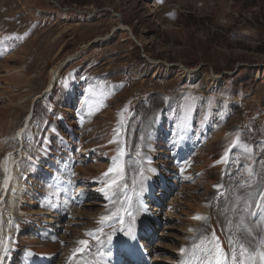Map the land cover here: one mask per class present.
Returning <instances> with one entry per match:
<instances>
[{
    "label": "rangeland",
    "instance_id": "obj_1",
    "mask_svg": "<svg viewBox=\"0 0 264 264\" xmlns=\"http://www.w3.org/2000/svg\"><path fill=\"white\" fill-rule=\"evenodd\" d=\"M54 1L0 0L5 264H264V0Z\"/></svg>",
    "mask_w": 264,
    "mask_h": 264
},
{
    "label": "bare ground",
    "instance_id": "obj_2",
    "mask_svg": "<svg viewBox=\"0 0 264 264\" xmlns=\"http://www.w3.org/2000/svg\"><path fill=\"white\" fill-rule=\"evenodd\" d=\"M121 21V20H120ZM120 24V23H119ZM123 26V25H120V27ZM128 26H126L127 28ZM126 28L122 27V30H125L126 31ZM130 29V28H129ZM129 33L132 34V32L129 31ZM133 38L135 39V37L133 36ZM98 39V42L102 43L106 37L103 36V37H100V38H97ZM70 57V56H69ZM147 57V60L150 62L151 65H154V66H159L160 62L159 59H155V58H151L150 56H145ZM62 63V62H61ZM63 64V63H62ZM62 64H58L57 66H55L52 70H51V73H50V79L48 81V85H47V89H50L52 87V85L54 84V82L56 81L59 73L61 72V68H62ZM164 64L167 65V68H170L171 65H169V62L167 61H164ZM181 70H183L184 73H186L188 79H191L193 77H196L198 74H200L199 70L197 68H188V67H185V66H182L181 67ZM211 79L213 80L212 83L214 84L216 82V79L217 77L215 75H212ZM147 114V119L149 121H151L153 119V109L151 111H149ZM30 113H28V115L26 116L25 120H24V124L22 126V129H20L18 131V135H20V133L24 130V128H26L27 126V123L29 122L30 120ZM15 156L13 155V151H9L6 156L3 158L2 160V163H1V168L3 169V180L1 182L0 180V214L2 213L1 209L6 207H8V216H9V219H6L4 220L3 217L1 216L0 219L3 220L4 222H1L0 223H4V226L5 225H9L12 223V221H14V219H16L18 217V203H17V200L18 198H20V195L23 193L24 191V188L22 187V184L21 182L18 180V179H15L14 178V169L16 168L15 166ZM172 183V182H171ZM138 186L135 187V189H137ZM148 187V186H147ZM133 189V188H132ZM140 189V187L138 188ZM137 189V190H138ZM26 190V189H25ZM81 190V188H80ZM134 190V189H133ZM151 191V190H150ZM9 192V194H8ZM159 192V191H158ZM160 193V192H159ZM82 194V193H81ZM160 195V194H159ZM74 196H78V194H75ZM148 196V195H146ZM83 197V196H82ZM160 197V196H159ZM149 198V197H148ZM130 200V199H129ZM147 200V199H146ZM160 200V199H159ZM5 203V206H3ZM150 204V202H149ZM70 205V204H69ZM160 208V207H159ZM70 209V208H69ZM152 209V208H151ZM69 211V210H68ZM138 211V210H137ZM162 211V210H161ZM70 212V211H69ZM140 213V212H139ZM159 213V212H158ZM49 214V213H48ZM68 214V213H67ZM70 214V213H69ZM142 214V213H141ZM140 214V215H141ZM2 215V214H1ZM146 215V214H145ZM66 216V215H65ZM68 216V215H67ZM137 216V215H136ZM148 216V215H147ZM153 216V215H152ZM143 217V216H142ZM157 217V215H156ZM139 218V217H138ZM142 219V218H141ZM153 220V219H152ZM6 221V222H5ZM134 221V219H133ZM54 222V221H53ZM52 223V222H50ZM135 223V221H134ZM55 224V223H54ZM48 225V224H47ZM57 225V224H56ZM7 227V226H6ZM54 227V226H53ZM52 227V228H53ZM57 227V226H56ZM51 228V229H52ZM134 228V227H133ZM134 230V229H133ZM264 230V229H263ZM2 233H1V240L2 242H0L2 244L1 246V250H0V264H5V258H4V254H5V251L6 249L8 248V242H9V236L6 234V231H4V228L3 230H1ZM131 232V231H130ZM261 235V234H260ZM126 237V236H125ZM260 238V236H259ZM260 240V239H259ZM215 256V263H217V259L218 258V251L215 252L214 254ZM253 258V257H252ZM264 259V258H263ZM261 261V260H260ZM214 263V264H215ZM263 263V262H262Z\"/></svg>",
    "mask_w": 264,
    "mask_h": 264
},
{
    "label": "snow or ice",
    "instance_id": "obj_3",
    "mask_svg": "<svg viewBox=\"0 0 264 264\" xmlns=\"http://www.w3.org/2000/svg\"><path fill=\"white\" fill-rule=\"evenodd\" d=\"M109 171H111V169H110ZM260 195H261V200L264 201V193H262V194H260ZM257 207H258V208H262V207H264V204L258 203V204H257ZM195 218H196V219H199V217H195ZM80 243H81V244H84L85 242H84V241H81ZM244 252H245V250L242 249V250H241L242 255H244ZM29 255H31V253H29ZM247 259H248V261H251L252 257H251V256H248ZM239 264H245V261H244V260H241V261L239 262Z\"/></svg>",
    "mask_w": 264,
    "mask_h": 264
},
{
    "label": "water",
    "instance_id": "obj_4",
    "mask_svg": "<svg viewBox=\"0 0 264 264\" xmlns=\"http://www.w3.org/2000/svg\"><path fill=\"white\" fill-rule=\"evenodd\" d=\"M119 28V27H118ZM135 41H136V39H135ZM66 62V61H65Z\"/></svg>",
    "mask_w": 264,
    "mask_h": 264
}]
</instances>
